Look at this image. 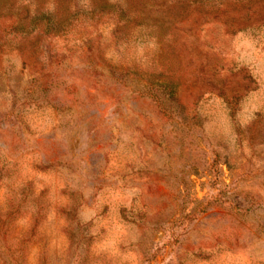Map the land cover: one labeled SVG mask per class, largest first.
I'll use <instances>...</instances> for the list:
<instances>
[{
	"label": "rangeland",
	"instance_id": "374dc122",
	"mask_svg": "<svg viewBox=\"0 0 264 264\" xmlns=\"http://www.w3.org/2000/svg\"><path fill=\"white\" fill-rule=\"evenodd\" d=\"M0 264H264V0H0Z\"/></svg>",
	"mask_w": 264,
	"mask_h": 264
}]
</instances>
